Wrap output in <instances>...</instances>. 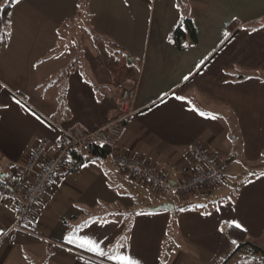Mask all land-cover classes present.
Segmentation results:
<instances>
[{
	"label": "crops",
	"instance_id": "crops-1",
	"mask_svg": "<svg viewBox=\"0 0 264 264\" xmlns=\"http://www.w3.org/2000/svg\"><path fill=\"white\" fill-rule=\"evenodd\" d=\"M185 17L197 42L187 36L179 48L170 32ZM261 21L264 0L15 2L0 44V178L25 165L40 142L41 163L73 126L125 114L119 151L163 172L171 187L130 175L111 154L70 158L36 203L31 233L11 230L15 204L0 194V264H115L68 244L70 234L139 264H264L242 253L225 262L238 240L224 231L238 223L264 250ZM129 86L136 94L125 110L118 99ZM193 144L208 149L222 176L185 199L174 184L201 168ZM164 202L174 215L147 209Z\"/></svg>",
	"mask_w": 264,
	"mask_h": 264
},
{
	"label": "built area",
	"instance_id": "built-area-1",
	"mask_svg": "<svg viewBox=\"0 0 264 264\" xmlns=\"http://www.w3.org/2000/svg\"><path fill=\"white\" fill-rule=\"evenodd\" d=\"M135 94L136 90L133 86L121 89L118 104L125 110H129ZM126 119L127 115L121 114L93 128L75 125L62 135L58 151L54 155L40 163L47 145L45 141L40 142L26 164L18 169L16 175L0 178V194L15 204L16 219L11 230L31 233V230L27 228L28 220L49 183L64 168L69 158L75 153H87L92 144L109 146L114 164L130 175L159 189L170 188L169 180L163 172L154 169L134 155H125L119 151L118 141ZM189 153L201 168L175 184L174 188L181 195H190L210 188L222 176L221 166L204 145H191Z\"/></svg>",
	"mask_w": 264,
	"mask_h": 264
},
{
	"label": "trees",
	"instance_id": "trees-1",
	"mask_svg": "<svg viewBox=\"0 0 264 264\" xmlns=\"http://www.w3.org/2000/svg\"><path fill=\"white\" fill-rule=\"evenodd\" d=\"M15 2L16 0H2L0 2V44L8 40L9 34L7 31V28L10 22L11 9ZM262 22L264 21H261L259 25L263 24ZM253 26L254 25H248V28H252ZM187 36H189L193 42H197V33H196L195 26L193 24V20L191 19V17L183 18L170 32V37L173 39V41L176 43V45L179 48L186 47L185 38ZM238 77L243 78L244 75L242 76L240 75ZM110 154H111V151H110L109 146H106V145L99 146L96 144H92L87 153H84V154L75 153L73 157H76L78 162H85L88 159L95 157V156H107ZM11 172L13 175H16L18 173V169L14 168ZM202 190H206V189H202ZM193 194H190V195H193ZM190 195H183L184 196L183 198L187 199ZM224 231L225 233L233 236L234 238L238 240L237 247L228 255L225 262H227L237 253L245 254L246 256L251 257L252 259L254 257L260 258L264 262V250L260 246H258L257 244L249 240L248 235L245 232V230H243L240 227L239 228L235 227L234 224L228 223L224 226Z\"/></svg>",
	"mask_w": 264,
	"mask_h": 264
},
{
	"label": "snow or ice",
	"instance_id": "snow-or-ice-1",
	"mask_svg": "<svg viewBox=\"0 0 264 264\" xmlns=\"http://www.w3.org/2000/svg\"><path fill=\"white\" fill-rule=\"evenodd\" d=\"M16 2L19 3L20 0H16ZM176 7L179 8V4H177ZM230 35H231L230 33H224V36L226 38L230 37ZM203 63L204 62L201 61V65ZM184 79L187 80L188 77L186 76V77H184ZM4 87H6V85H4ZM175 98L178 100L185 99L184 97L179 96V95H177ZM15 103L17 105H20L21 101L16 100ZM29 111H31V110H29ZM193 111H196V109H193ZM32 114L35 115V113H32ZM199 115L203 117L206 115V113L201 111V112H199ZM212 118H215V117H212ZM93 223L99 225L100 227H104V225L100 224L99 221H93ZM233 223H234L235 227H237V228L241 227L240 224L235 223V222H233ZM221 231H223V229H221ZM0 234H2V233H0ZM105 239H106V237H105ZM67 243L71 244V245H75L76 247H78L80 249H84L87 252L94 253L97 256L107 257V259L114 261L115 264H139V262L136 259H134L131 256L126 255L122 252H118V251L114 250L111 254H109L105 250V247H101V241L100 240L92 239L87 235L76 238L74 236V234H70L67 237ZM233 243H235V241H233ZM119 247L122 248L123 245L121 244Z\"/></svg>",
	"mask_w": 264,
	"mask_h": 264
},
{
	"label": "water",
	"instance_id": "water-1",
	"mask_svg": "<svg viewBox=\"0 0 264 264\" xmlns=\"http://www.w3.org/2000/svg\"><path fill=\"white\" fill-rule=\"evenodd\" d=\"M132 58H128V62H132ZM148 210L157 211V210H168L171 211V213L175 214V205L171 202H164L162 204H159L155 207H149Z\"/></svg>",
	"mask_w": 264,
	"mask_h": 264
},
{
	"label": "rangeland",
	"instance_id": "rangeland-1",
	"mask_svg": "<svg viewBox=\"0 0 264 264\" xmlns=\"http://www.w3.org/2000/svg\"><path fill=\"white\" fill-rule=\"evenodd\" d=\"M81 23L84 25V21L82 20ZM177 194V193H176ZM178 198L182 199L181 196H179V194L176 195ZM258 262H263V260H261L260 258H257ZM264 263V262H263Z\"/></svg>",
	"mask_w": 264,
	"mask_h": 264
}]
</instances>
